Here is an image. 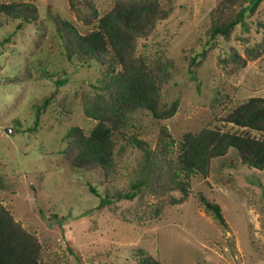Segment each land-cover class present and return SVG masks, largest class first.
Returning <instances> with one entry per match:
<instances>
[{
    "label": "rangeland",
    "instance_id": "obj_1",
    "mask_svg": "<svg viewBox=\"0 0 264 264\" xmlns=\"http://www.w3.org/2000/svg\"><path fill=\"white\" fill-rule=\"evenodd\" d=\"M94 1L101 13L115 2ZM161 1L173 13L143 40L141 51L175 61L174 76L164 93L168 100L178 99L180 106L163 121L140 114L139 137L152 149L162 126L178 142L186 132L204 127L228 130L231 124L221 117L250 97H264V58L250 60L246 52L261 41L257 21H264V1L254 16L247 17L245 27L239 26L229 40L213 48H207L206 31L218 0ZM35 4L40 10L37 23L19 28V21L0 17V174L7 181L6 189H0V201L25 227L37 232L46 246V264H136L138 247L160 258L162 264H264V171L243 165L234 148L213 159L207 178L192 177L191 193L184 203L171 204L170 195L159 194L151 195L147 206L135 200L99 207L100 197L88 183L103 193L104 180L76 172L55 152L64 146L62 138L70 127L89 132L94 126L95 121L84 113L80 94L75 93L92 90L103 69L97 62L69 61L55 25L47 18L51 8L86 33L88 28L70 0H35ZM203 49L206 58L193 73L188 60ZM237 55L248 60L238 69ZM43 66L59 72L38 77ZM27 67L32 80L2 82ZM56 89L59 98L69 96L67 107L61 110L52 105L39 129L27 132L35 121V105ZM217 91L228 97L217 96ZM141 159L140 149L128 147L119 166L128 173L126 167H134ZM129 180L128 173L114 185L127 187ZM200 194L221 205L227 228L205 210Z\"/></svg>",
    "mask_w": 264,
    "mask_h": 264
},
{
    "label": "trees",
    "instance_id": "obj_2",
    "mask_svg": "<svg viewBox=\"0 0 264 264\" xmlns=\"http://www.w3.org/2000/svg\"><path fill=\"white\" fill-rule=\"evenodd\" d=\"M263 1L218 0L209 14L207 48L229 40L239 26L245 27L247 17L254 16ZM70 4L83 26L88 28L86 33L81 32L74 21L54 13L51 8L46 11L47 18L55 25L69 61L97 62L103 72L92 90L75 93V96L80 94L84 113L95 121L94 126L89 132L80 126L70 127L62 138L64 146L55 153L63 156L76 172L90 173L104 180L103 193L88 183L91 191L100 197V208L135 200L147 206L148 198L159 194L170 195L171 204L184 203L191 193L192 177L207 178L213 159L226 156L231 148L243 165L264 171L263 96L250 97L221 117L225 124H231L228 130L204 127L186 132L178 142L167 127L162 126L154 149L139 137L143 126L141 113L163 121L173 117L180 106L178 99L168 100L164 93L174 76L175 61L141 51L143 40L149 39L159 24L172 15L171 6L161 0H115L110 10L101 13L94 0H70ZM2 16L19 21L21 28L22 24L39 22L40 10L35 0H0ZM257 26L261 41L246 48L250 60L264 58V21H257ZM190 58L189 67L194 73V68L206 58V49ZM237 58V69L247 64V58L238 55ZM58 72L43 66L38 77H53ZM33 78L27 67V71L7 76L2 82L22 84ZM63 82L65 78L59 80ZM217 96L228 97L219 91ZM68 102V95L59 98L57 89L52 91L35 105V121L26 131H37L42 116L52 105L64 110ZM16 124L21 127L19 121ZM254 131L260 135H254ZM128 147L140 149L142 159L134 167H126L130 174L128 186L117 188L114 184L119 177L128 174L119 166V159ZM6 183L5 176L0 174V189H6ZM199 198L205 210L227 228L221 205L204 194ZM156 211H160V207ZM137 255L136 264H162L160 258L142 247H138ZM45 256L46 246L37 232L25 227L0 201V264H46Z\"/></svg>",
    "mask_w": 264,
    "mask_h": 264
}]
</instances>
